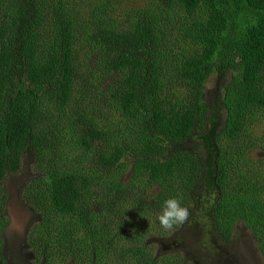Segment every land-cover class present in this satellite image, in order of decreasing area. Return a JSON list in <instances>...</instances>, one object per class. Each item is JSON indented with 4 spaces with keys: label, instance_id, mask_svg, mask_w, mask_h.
<instances>
[{
    "label": "trees",
    "instance_id": "obj_1",
    "mask_svg": "<svg viewBox=\"0 0 264 264\" xmlns=\"http://www.w3.org/2000/svg\"><path fill=\"white\" fill-rule=\"evenodd\" d=\"M258 149L264 0H0V193L35 161L37 259L191 264L146 240L210 184L217 245L244 225L264 257Z\"/></svg>",
    "mask_w": 264,
    "mask_h": 264
},
{
    "label": "rangeland",
    "instance_id": "obj_2",
    "mask_svg": "<svg viewBox=\"0 0 264 264\" xmlns=\"http://www.w3.org/2000/svg\"><path fill=\"white\" fill-rule=\"evenodd\" d=\"M215 91L216 77L214 75L207 86L206 100L211 107V113L223 118L225 110L216 102ZM118 119L121 120L122 118L119 117ZM118 128L114 127L113 132ZM61 142L63 143L65 140L61 138ZM73 156L79 159L75 150ZM253 156L256 159L264 158V151L258 149ZM79 160L86 167V161ZM25 165L26 170L11 177L9 185L6 184L3 193H0V242L6 244L5 251L7 253L18 256V252L23 251V255H28L34 264H41L43 262L42 257L38 261L34 259L36 255L40 256V253L34 251V255L31 251L33 228L36 227L41 216L35 210L34 195H36V191L33 193L32 187L34 177L38 173L35 170L34 160H29ZM156 190L149 187L148 194L151 196L156 193ZM25 194L34 195L28 201L27 198H24ZM2 195L6 196L5 205ZM216 196L217 193L213 185H207L205 191L198 195L193 202L192 209H189L190 216L183 228L166 230L165 235L149 236L146 241L152 243L156 256L182 254L191 264H264V257L259 250L255 236L244 225L239 226L235 241L231 246L220 247L217 245L216 233L210 215L211 203H214ZM33 236L36 240L41 239L38 232H35ZM40 260L42 261L40 262ZM45 264L74 263L53 254Z\"/></svg>",
    "mask_w": 264,
    "mask_h": 264
},
{
    "label": "clouds",
    "instance_id": "obj_3",
    "mask_svg": "<svg viewBox=\"0 0 264 264\" xmlns=\"http://www.w3.org/2000/svg\"><path fill=\"white\" fill-rule=\"evenodd\" d=\"M189 216L190 210L182 206L179 198L172 197L162 202L157 220L163 229L170 230L176 225L184 224L188 221Z\"/></svg>",
    "mask_w": 264,
    "mask_h": 264
},
{
    "label": "flooded vegetation",
    "instance_id": "obj_4",
    "mask_svg": "<svg viewBox=\"0 0 264 264\" xmlns=\"http://www.w3.org/2000/svg\"><path fill=\"white\" fill-rule=\"evenodd\" d=\"M22 169H23V172H24L26 170V166H24ZM27 176L31 177L30 175H27ZM10 180L11 179H9L7 181V186L9 185ZM5 187H6V185H5ZM5 248H6V244L0 242V264H34L33 260L28 258V255H23V251H19L18 252V256H14L11 253H7L5 251ZM29 248H30V246H29ZM31 251H32L33 254H34V251L37 252L35 249H33L32 246H31ZM41 257L43 258L42 259L43 262L41 264H45L46 261L48 260V258L46 257L45 254H42ZM34 259H36L38 261L39 258L37 259V257H36ZM42 260H40V262Z\"/></svg>",
    "mask_w": 264,
    "mask_h": 264
}]
</instances>
